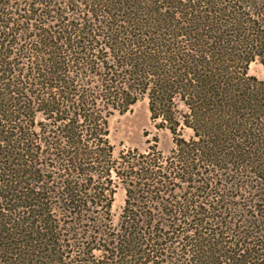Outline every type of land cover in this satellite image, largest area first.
Listing matches in <instances>:
<instances>
[{
  "label": "trees",
  "instance_id": "trees-1",
  "mask_svg": "<svg viewBox=\"0 0 264 264\" xmlns=\"http://www.w3.org/2000/svg\"><path fill=\"white\" fill-rule=\"evenodd\" d=\"M256 59L264 0H0V264H264ZM144 98L174 147L115 156Z\"/></svg>",
  "mask_w": 264,
  "mask_h": 264
},
{
  "label": "rangeland",
  "instance_id": "rangeland-1",
  "mask_svg": "<svg viewBox=\"0 0 264 264\" xmlns=\"http://www.w3.org/2000/svg\"><path fill=\"white\" fill-rule=\"evenodd\" d=\"M249 74L259 79H264V66L259 59L253 61L249 66ZM109 139L114 145V155L118 156L121 151L138 149L145 152L149 147L157 144V147L165 155H168L174 147L171 132L166 128H157L150 119L148 99L138 101L124 114L116 113L109 119ZM185 138L192 135L191 129L183 130ZM126 190L120 183L114 194L112 214L114 223L119 220L120 213L125 204Z\"/></svg>",
  "mask_w": 264,
  "mask_h": 264
}]
</instances>
